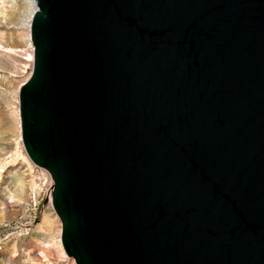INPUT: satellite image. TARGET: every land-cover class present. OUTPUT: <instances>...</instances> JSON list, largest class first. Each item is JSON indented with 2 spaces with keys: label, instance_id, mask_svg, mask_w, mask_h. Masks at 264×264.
<instances>
[{
  "label": "water",
  "instance_id": "water-1",
  "mask_svg": "<svg viewBox=\"0 0 264 264\" xmlns=\"http://www.w3.org/2000/svg\"><path fill=\"white\" fill-rule=\"evenodd\" d=\"M22 141L77 264H264V0H35Z\"/></svg>",
  "mask_w": 264,
  "mask_h": 264
},
{
  "label": "rangeland",
  "instance_id": "rangeland-1",
  "mask_svg": "<svg viewBox=\"0 0 264 264\" xmlns=\"http://www.w3.org/2000/svg\"><path fill=\"white\" fill-rule=\"evenodd\" d=\"M28 15L27 0H0V264H77L57 241L52 174L18 140L19 89L33 71Z\"/></svg>",
  "mask_w": 264,
  "mask_h": 264
},
{
  "label": "bare ground",
  "instance_id": "bare-ground-1",
  "mask_svg": "<svg viewBox=\"0 0 264 264\" xmlns=\"http://www.w3.org/2000/svg\"><path fill=\"white\" fill-rule=\"evenodd\" d=\"M28 1V4H29V15L27 17V20H26V27L29 31V34H28V47L30 49V52H29V56H30V59H31V62H32V69L34 68V59H35V47H34V44H33V41H32V38H31V30H30V27H31V21H32V15H33V12L36 8V4H35V0H27ZM3 47V44L0 42V47ZM16 115H17V126H18V140L20 141V143L22 144V126H21V118H20V109L19 107H17V110H16ZM58 243L60 244L62 250L65 252V248H64V245H63V242H62V238H61V235L60 237L58 238Z\"/></svg>",
  "mask_w": 264,
  "mask_h": 264
}]
</instances>
